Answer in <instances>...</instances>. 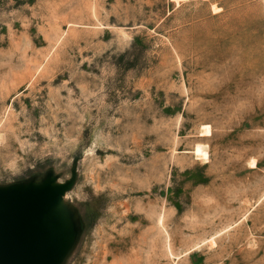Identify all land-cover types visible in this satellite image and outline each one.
I'll list each match as a JSON object with an SVG mask.
<instances>
[{
    "label": "rangeland",
    "instance_id": "obj_1",
    "mask_svg": "<svg viewBox=\"0 0 264 264\" xmlns=\"http://www.w3.org/2000/svg\"><path fill=\"white\" fill-rule=\"evenodd\" d=\"M49 177L60 264H264V0H0V188Z\"/></svg>",
    "mask_w": 264,
    "mask_h": 264
},
{
    "label": "water",
    "instance_id": "obj_2",
    "mask_svg": "<svg viewBox=\"0 0 264 264\" xmlns=\"http://www.w3.org/2000/svg\"><path fill=\"white\" fill-rule=\"evenodd\" d=\"M47 179L39 184L14 185H41ZM69 181L72 185V181ZM10 186L0 188V264H55L60 253L55 231L51 229L40 236H34V231L44 215L57 203L65 188L43 186L19 193L5 189ZM63 204L61 221L69 232L68 224L63 220Z\"/></svg>",
    "mask_w": 264,
    "mask_h": 264
},
{
    "label": "bare ground",
    "instance_id": "obj_3",
    "mask_svg": "<svg viewBox=\"0 0 264 264\" xmlns=\"http://www.w3.org/2000/svg\"><path fill=\"white\" fill-rule=\"evenodd\" d=\"M203 132L204 134H201L202 136L205 135L206 133L209 134L210 133L209 127L205 126ZM195 154L198 157H202V158H207L208 156L206 148L201 144L196 145ZM43 186H49L53 189L60 187V186H63L65 188L64 192L61 194L57 203L44 215V217L41 219V221L39 222V224L37 225L34 231V236H40V235L46 234L51 229L55 231L57 239L60 244V253H59V256L55 264H59L61 260L63 259V257L65 256V254L67 253V250L69 248L70 241H71L70 234L67 230V227L61 221V211H60L61 200L62 198L64 199L66 197L65 192L69 189L70 183H55L53 178H48L45 181V183L41 185H31L28 187H24L20 185H12L9 188H5V189H13L21 193L29 188H39Z\"/></svg>",
    "mask_w": 264,
    "mask_h": 264
}]
</instances>
